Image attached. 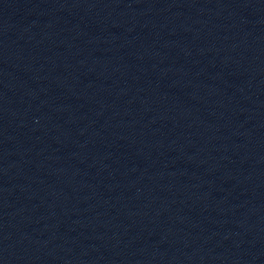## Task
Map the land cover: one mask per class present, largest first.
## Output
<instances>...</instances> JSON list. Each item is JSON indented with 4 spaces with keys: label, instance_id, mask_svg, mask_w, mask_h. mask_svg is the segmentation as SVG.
Instances as JSON below:
<instances>
[{
    "label": "water",
    "instance_id": "water-1",
    "mask_svg": "<svg viewBox=\"0 0 264 264\" xmlns=\"http://www.w3.org/2000/svg\"><path fill=\"white\" fill-rule=\"evenodd\" d=\"M0 264H264V0H0Z\"/></svg>",
    "mask_w": 264,
    "mask_h": 264
}]
</instances>
